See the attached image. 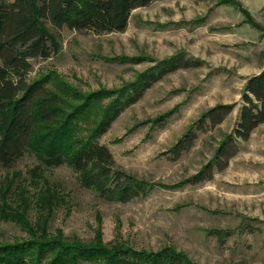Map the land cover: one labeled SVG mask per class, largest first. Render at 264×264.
I'll list each match as a JSON object with an SVG mask.
<instances>
[{
	"label": "rangeland",
	"instance_id": "374dc122",
	"mask_svg": "<svg viewBox=\"0 0 264 264\" xmlns=\"http://www.w3.org/2000/svg\"><path fill=\"white\" fill-rule=\"evenodd\" d=\"M246 12L264 27V0H151L131 10L122 31L55 29L59 50L30 57L27 80L48 73L82 92L102 87L115 95L140 72L176 64L99 137L114 167L149 190L124 202L102 198L69 163L45 166L28 149L0 166V244L41 229L88 243L100 233L135 249L171 244L197 264H264V125L237 138L226 163L210 162L238 120L247 77L264 68V31ZM218 103L233 107L220 123L206 118L197 128ZM191 125V145L173 152ZM207 164L208 175L194 180Z\"/></svg>",
	"mask_w": 264,
	"mask_h": 264
},
{
	"label": "trees",
	"instance_id": "16d2710c",
	"mask_svg": "<svg viewBox=\"0 0 264 264\" xmlns=\"http://www.w3.org/2000/svg\"><path fill=\"white\" fill-rule=\"evenodd\" d=\"M150 1L0 0V166H11L24 151L32 149L45 166L72 165L80 172V184L94 188L102 198L124 202L146 194L149 187L143 180L114 167L115 159L99 137L175 63L160 62L140 72L115 95L113 89L102 87L82 92L58 75L45 73L30 81L26 75L32 67L30 57L49 56L59 50L55 29L67 24L77 30L122 31L131 10ZM246 14L245 20L263 32L264 27ZM51 79L53 87L47 84ZM242 100L235 126L220 141L210 162L226 163L236 150L235 140L248 139L264 122V68L247 77ZM232 107V103L211 106L198 118L197 128L204 126L206 118L211 125L220 123ZM165 118L157 117L155 122L162 124ZM82 125L85 131L80 129ZM194 128L191 125L178 138L173 152L191 145ZM208 172L207 164L193 179L201 180ZM35 234L33 231L29 238L0 244V264H78L82 260L88 264H197L171 244L152 251L119 241L108 244L100 233L89 243L60 234L47 237L44 229Z\"/></svg>",
	"mask_w": 264,
	"mask_h": 264
},
{
	"label": "crops",
	"instance_id": "0c3cea01",
	"mask_svg": "<svg viewBox=\"0 0 264 264\" xmlns=\"http://www.w3.org/2000/svg\"><path fill=\"white\" fill-rule=\"evenodd\" d=\"M261 125L263 126V125H264V122L258 124L257 126H261ZM257 126H256V127H257ZM256 127H255V128H256ZM255 128H254V129H255ZM254 129H253V130H254ZM252 132H253V131H252Z\"/></svg>",
	"mask_w": 264,
	"mask_h": 264
}]
</instances>
